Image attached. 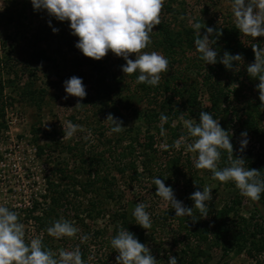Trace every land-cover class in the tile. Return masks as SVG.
Listing matches in <instances>:
<instances>
[{"label":"rangeland","instance_id":"1","mask_svg":"<svg viewBox=\"0 0 264 264\" xmlns=\"http://www.w3.org/2000/svg\"><path fill=\"white\" fill-rule=\"evenodd\" d=\"M165 1L167 0H164L163 4ZM169 3L170 14L163 15L164 10L161 8L159 16L160 19L167 16L165 19L176 29L182 25L191 27V22L198 19L204 22L211 17L218 22L223 19L234 20L230 0H169ZM2 4L0 205L17 212L21 215L20 218L32 207H35V215L44 214L48 211V201L43 198L47 195L45 179H58L56 171L62 168L66 173L74 175L83 185L90 182L86 176L90 166L99 171L100 176L105 177L107 181L94 182L86 198L81 196L75 200L82 201L83 210L86 201L98 203L103 210L101 215H89L85 210L79 212V219H76L70 209L60 214L59 218L73 221L79 232L74 237H53L54 255H58L59 249H73L78 246L79 241L89 248L90 255L107 251L104 247L115 231L112 215L122 210L133 212L135 204L143 202L152 220L151 228L144 233L145 244L151 254L159 258L162 264L164 257L167 259L169 255L181 257L186 243L183 237L189 230L196 231V225L186 216H175L171 206L150 190L151 178L160 171L169 177L165 186H171L176 199L182 201L186 207H192L193 202L189 197L196 184L201 185V190L205 186L210 188L212 200L208 202V215H196L200 226L206 223L211 229V210L231 205L237 196L241 199L240 204H234L237 215L248 218L254 213L252 203L248 198L242 197L232 181L220 182L212 177L210 170L194 167L195 154L184 150L185 143L191 138L184 135L175 138L171 136L172 128H176L179 134L185 133L184 120L194 119V116L178 111V118L171 123L161 122L158 117L154 123L148 125L143 119L132 114L133 110H153L160 115L165 114L169 98L177 101L171 93L162 92V75L156 85L160 88L158 93L155 96H146V92L141 87L138 88L136 82H132L137 73L124 74L121 71L124 59L108 52L97 61L103 65V72L115 75V79L111 81L112 93L106 95L104 91L98 90L96 96V85L93 78L89 77L83 83L86 90L83 99L73 96L62 99L66 95L63 81L71 77L73 70L71 63L74 53L70 47H74L77 40V37L71 34L68 22L61 30L53 33L52 28H55L59 21L54 18L49 26L45 19L47 14L43 10L34 11L30 0H0V5ZM152 31V43L142 51H157L155 27ZM35 52L44 55L39 63L30 59L31 54ZM129 58L134 56L130 55ZM86 73L89 75L90 70L86 69ZM189 76L194 79L192 74ZM195 87L198 94L193 111L196 114L200 111L207 112L209 105L206 94L203 88L197 85ZM239 87L240 85L236 98L232 97L233 100L229 104L238 114L243 112L242 109L246 110V103L256 104L257 97L256 92L247 90L245 86ZM182 97H186V94ZM77 101L82 106H75ZM120 103L125 104L128 110L120 108ZM249 112L254 113L250 109ZM109 113L122 121L121 126L125 128L120 133L110 132V122L105 120ZM66 120L82 126V129L70 138L63 136ZM257 123L264 131V111L257 116ZM161 127L165 130L164 135H161ZM231 134L233 141L239 144L242 138L235 134V130H232ZM129 137L136 139L131 140L134 142L131 149H127ZM149 137L153 143L151 148L143 146L148 143ZM181 137H186L187 140L181 141ZM247 141L245 149L262 156L264 161V136L260 139L249 137ZM37 145L41 147L39 154ZM165 145L167 147H164ZM121 150L123 156H120ZM175 157H179L180 162H171ZM187 158L189 169L182 166L187 163ZM98 159H101V162ZM120 169L125 170L121 173ZM66 183L67 181L64 182ZM106 188L113 191L111 197L108 196ZM262 216L264 218V211ZM21 223L24 225L26 243L32 238L40 239L48 234L47 228H41L33 220ZM97 231H100L98 235L95 234ZM211 231L207 240H202L197 235L187 236L190 251L195 255L201 252L197 264H264L263 255L257 256V263L245 255V250L238 252L233 248L224 254V248L228 245L214 242ZM81 235H86L87 240L81 241ZM228 237L231 239L233 234ZM115 258V254L112 255L110 264L116 263Z\"/></svg>","mask_w":264,"mask_h":264},{"label":"clouds","instance_id":"2","mask_svg":"<svg viewBox=\"0 0 264 264\" xmlns=\"http://www.w3.org/2000/svg\"><path fill=\"white\" fill-rule=\"evenodd\" d=\"M163 2L164 0H30L34 11L43 10L57 21L68 22L71 34L77 37L74 47L84 57L100 60L111 52L124 59L125 63L121 65L124 74L135 72L136 83L149 86H156L160 82L161 73L167 71L169 64L168 58L160 52L142 51L152 43L150 34L153 27L160 23L159 13ZM230 4L235 27L239 32L252 38H264V0H230ZM2 7L3 4L0 5V10ZM191 27L194 33V51L199 54L204 65L219 62L225 69H239L243 63L241 54H229L225 51L222 56H218L217 49L213 47L221 34L220 30L205 27L201 20L191 22ZM202 28L204 33L201 36ZM56 31L58 29L52 28L53 33ZM261 45L251 43L254 60L246 66V72L249 77L259 81L256 85L258 98L264 103V46ZM130 55L134 58H129ZM231 86L234 89L238 87L235 83ZM63 89L66 95L62 99H67L68 96L83 99L86 95L82 78L77 76L63 81ZM75 106L82 105L77 101ZM159 119L166 122L168 117L161 113ZM105 120L110 122L112 133H120L125 128L121 126L122 121L111 113ZM184 125L191 138L185 143L184 150L195 154L194 167L210 170L212 177L220 182L232 181L242 196L251 201H259L261 193H264V176L256 169L245 167L243 158H233L229 132L220 127L218 119L213 118L210 112L200 111L198 122L189 118L184 120ZM80 129L81 125L66 120L63 136L70 138ZM164 132L161 127V135ZM240 136L242 139L238 152H242L248 143L247 132L242 131ZM180 140L186 141L187 138L181 137ZM221 150L228 153L230 161L225 167H218ZM151 182L155 185L156 195L171 206L175 216L190 217L194 208L201 217L208 215V202L212 200V192L208 186L194 191L189 197L193 202L192 207H186L176 199L171 186H165L163 179L154 176ZM132 216L140 228H151L152 220L143 202L135 204ZM46 231L48 235L60 238L74 237L79 229L73 221L61 217L54 220ZM24 237V225L19 221L17 212L0 205V264H86L79 246L71 250L59 249L58 255H54L42 245L41 239L32 238L26 243ZM87 238L86 235L79 237L81 241ZM110 246L118 253L116 264H158L149 247L139 242L125 227L117 228ZM166 264H178L177 257L169 255Z\"/></svg>","mask_w":264,"mask_h":264},{"label":"trees","instance_id":"3","mask_svg":"<svg viewBox=\"0 0 264 264\" xmlns=\"http://www.w3.org/2000/svg\"><path fill=\"white\" fill-rule=\"evenodd\" d=\"M170 6L171 3H169V0L165 1L162 7L164 10L163 15H165V13L170 14ZM162 17L163 18L160 19V23L154 26L156 31L155 48L158 52L168 58L169 64L167 71L164 72L165 74L161 73L163 79L160 84L163 93H171L177 98V101H172L171 98L167 101L168 107L167 112L165 113L168 117L167 124L178 118V111H184L187 115L194 116V119L198 122L199 114H196L193 111L197 104L196 100L198 94L195 86L197 85V87L199 86L203 88L209 105L207 112H210L213 118L218 119V123L222 129L229 132L230 142L233 146V158H243L245 160V167L256 169L260 171L262 176H264V161L262 160V156L254 154L251 150H247L245 148L242 152H238L237 149L239 144L233 141V136L231 134V131L235 130V134L239 137H241L240 133L242 131L247 132V138L253 137L260 139L264 136V131H262L257 123V116L261 111H264V103H261L259 100V91L256 88L259 81L249 77L246 72V62L252 63L254 60L251 43H256L257 45L262 44L261 46H264V38H252L245 36L235 27L234 20L231 21L223 19L221 22H218L215 18L212 19L211 17L204 22L201 19H198L201 20L205 27H213L220 30L221 34L216 39V43L213 45V47L217 49L218 56H222L223 53L227 51L229 54L239 53L243 58V65L242 67L239 66L238 70L225 69L219 62L216 64L204 65V61L199 59V54L194 51V33L192 27L182 25L179 29H176L172 26L169 20L165 19L167 16ZM45 19L47 22L54 21V18H51L48 15ZM66 22L67 21L57 22L55 28L61 30ZM203 33L204 29L202 28L200 30V35L202 36ZM70 50L74 53V58L71 63L73 69L71 77L77 76L82 78V83L86 82L89 77L93 78V82L97 89H95L96 96L98 95V90L104 91L106 95L110 92L112 93L111 81L115 79V75L103 72L104 67L100 61L84 57L75 47H70ZM31 55V61L37 63H39L44 56L39 52L32 53ZM86 69L90 70L89 75L86 73ZM185 72L189 74H185ZM190 74L194 76V79L190 78ZM132 82H136V80L133 79ZM233 83L238 86L240 85L239 88H243V86H245L244 88H248L247 90L257 93V97L255 99L256 104L252 105L250 103H246V110L242 109L243 112L240 114L236 113L235 110L229 106L233 98H236L237 92L239 91L238 87L234 89V87L231 86ZM137 85L139 86L138 88L141 87L142 90L146 92V96L150 94L151 96H155L160 89L157 86H149L143 83H137ZM184 94H186V97H182ZM118 106L124 110H128V107H125L126 105L123 103L118 104ZM249 109L253 110L254 113H250ZM260 109L261 111H259ZM2 110L3 106L1 105L0 111ZM131 112L143 119L148 125L154 123L157 118L160 117V114L154 112L153 110L146 112L133 110ZM170 134L174 138L183 135L190 138L188 137L187 130L185 133L179 134L177 133L176 128H172L170 129ZM148 139V143H144L143 146L151 148L153 143L151 142L150 137ZM129 140L130 142L127 145V149L133 148L134 142L132 141L136 139L129 137ZM37 150L39 154L41 152V147H39V145H37ZM122 153L123 150H121L120 156H123ZM98 160L101 162V159ZM171 162H180V158H172ZM185 162L187 163L182 164V166L189 169V159L187 158ZM229 163L228 153L221 150L218 167H225ZM130 166L133 165L130 164ZM124 170L125 169H120L119 171L123 173ZM65 171L66 170L63 168L57 170L56 173H58V179L56 180H51L49 178L45 179L47 195L43 198L48 201V211L44 212V214L41 213L39 215H35V207H32L29 212H24L22 215L23 219L20 218L21 215H18L20 222L24 221L26 223L30 219L41 228L46 229V226L51 225L54 220L59 218L63 211L68 209H70L76 219H79V212L85 210L89 215L93 213L94 216H98L103 213L102 207H99L98 203L86 201L87 203L83 210L82 201L78 202L75 200L77 198H81V196L86 198V196L90 194L89 189H91V184L94 182H107L105 177L100 176L99 171L90 166L86 171V176L90 182L83 185L74 175H70ZM133 174L136 176L135 172H133ZM165 175L166 174L160 171L154 176L163 179L164 184L166 185L169 182V177L167 178ZM65 181H67L66 184H64ZM109 186H111L110 183ZM150 186V190H152L153 194H156L155 185L150 182ZM199 188L201 189V185L198 183L192 189V193ZM105 190L108 196L111 197L113 191L109 188H106ZM249 201L254 207V213L248 218L241 217L237 215L236 211H234V204L241 203V199L238 196L236 197V200L234 199L232 201L231 205L211 210L209 214L212 221L211 229L206 223L203 226H200L196 217L199 212L194 209L193 215L187 219H190L189 221L192 220L195 223L196 231L191 232L189 230L184 235L183 240L186 241V243L182 251V256L177 257L178 264H197L198 256L201 252L199 254L197 253L198 255H195L192 251H190V243L187 236L195 237L197 235L198 238L207 240L210 230H212L211 233L214 242H222L228 245V247L224 248V254L227 253V250L234 248L238 252L245 250V255L254 261L257 260V256H264V218L262 216V212L264 211V193H261L259 201H251L250 199ZM112 217L115 222V231L110 237L109 243L106 244V247H104L107 251H102L100 254L90 255L89 248L85 245V243H80L79 241L78 246L82 254V259L86 261V264H110L112 255H118V253L110 246V240L115 235L118 227H125L126 230L134 234L139 242L145 244V230L136 224V221L132 216V212L122 210L113 214ZM98 232L100 231L95 232V234L98 235ZM231 234H233V237L230 239L228 236ZM95 236L96 235H94V237ZM40 239L42 241V245L46 249L53 251L55 239L52 236L45 234ZM152 256L154 259L158 260V264H162L159 258L153 254ZM165 258L166 257H164V264H166L167 260ZM256 262L258 263V261Z\"/></svg>","mask_w":264,"mask_h":264}]
</instances>
